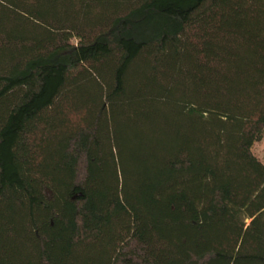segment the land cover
Here are the masks:
<instances>
[{"label":"trees","instance_id":"obj_1","mask_svg":"<svg viewBox=\"0 0 264 264\" xmlns=\"http://www.w3.org/2000/svg\"><path fill=\"white\" fill-rule=\"evenodd\" d=\"M264 0H0V264H264Z\"/></svg>","mask_w":264,"mask_h":264},{"label":"rangeland","instance_id":"obj_2","mask_svg":"<svg viewBox=\"0 0 264 264\" xmlns=\"http://www.w3.org/2000/svg\"><path fill=\"white\" fill-rule=\"evenodd\" d=\"M253 154L264 165V133L260 141H258L253 147Z\"/></svg>","mask_w":264,"mask_h":264}]
</instances>
